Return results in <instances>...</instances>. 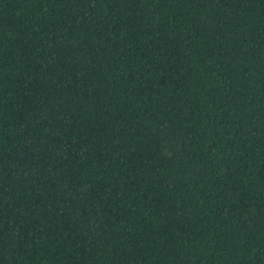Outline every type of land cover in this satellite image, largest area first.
Returning <instances> with one entry per match:
<instances>
[{"label":"trees","instance_id":"16d2710c","mask_svg":"<svg viewBox=\"0 0 264 264\" xmlns=\"http://www.w3.org/2000/svg\"><path fill=\"white\" fill-rule=\"evenodd\" d=\"M0 264H264V0H0Z\"/></svg>","mask_w":264,"mask_h":264}]
</instances>
